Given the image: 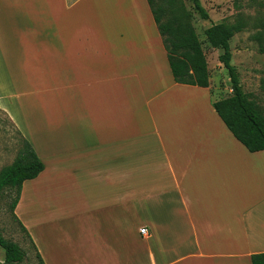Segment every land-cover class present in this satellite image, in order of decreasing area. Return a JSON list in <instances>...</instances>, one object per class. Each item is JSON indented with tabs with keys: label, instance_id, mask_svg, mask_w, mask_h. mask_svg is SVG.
Here are the masks:
<instances>
[{
	"label": "crops",
	"instance_id": "0c3cea01",
	"mask_svg": "<svg viewBox=\"0 0 264 264\" xmlns=\"http://www.w3.org/2000/svg\"><path fill=\"white\" fill-rule=\"evenodd\" d=\"M219 99L174 82L146 0H0V110L44 165L13 211L34 257L251 264L264 253V151L234 138Z\"/></svg>",
	"mask_w": 264,
	"mask_h": 264
},
{
	"label": "trees",
	"instance_id": "16d2710c",
	"mask_svg": "<svg viewBox=\"0 0 264 264\" xmlns=\"http://www.w3.org/2000/svg\"><path fill=\"white\" fill-rule=\"evenodd\" d=\"M146 1L166 51L174 82L209 88L208 63L191 23L192 14L185 7L183 0ZM190 3L200 19H209L200 0H190ZM243 28L239 22H221L205 30L209 43L221 51L218 61L227 71L230 84V94L212 102V107L236 140L249 152H258L264 151V114L243 91L239 74L232 64L230 48V39ZM253 39L258 43L260 53H264V23L261 24V30L253 35ZM261 88L264 91V80L261 82ZM17 133L20 137L17 154L11 164L0 169V196L6 191L13 194L10 205L12 214L19 200L23 182L36 178L44 169L30 143L18 130ZM0 248L4 252V264H20L26 256L19 244L6 240L1 235ZM36 256L38 263L43 264L39 255ZM250 260L251 264H264V253L253 254Z\"/></svg>",
	"mask_w": 264,
	"mask_h": 264
},
{
	"label": "rangeland",
	"instance_id": "374dc122",
	"mask_svg": "<svg viewBox=\"0 0 264 264\" xmlns=\"http://www.w3.org/2000/svg\"><path fill=\"white\" fill-rule=\"evenodd\" d=\"M183 2L192 14L191 23L208 63L211 79L209 89L213 95L220 98L230 94L228 74L218 61L221 51L209 43L205 30L221 22H239L243 25V30L230 39L232 64L239 74L243 91L264 114V91L261 88V82L264 80V53H260L258 43L253 39V35L261 30V24L264 23V0H200L209 15L208 20L199 18L193 11L190 0ZM17 130L10 118L0 110V169L11 164L17 154L20 145ZM12 199L13 194L7 191L0 196V235L19 244L26 252L20 264H39L12 214ZM1 260H4V252L0 248V264H4Z\"/></svg>",
	"mask_w": 264,
	"mask_h": 264
},
{
	"label": "built area",
	"instance_id": "2783aa9c",
	"mask_svg": "<svg viewBox=\"0 0 264 264\" xmlns=\"http://www.w3.org/2000/svg\"><path fill=\"white\" fill-rule=\"evenodd\" d=\"M139 233H140L141 235H146V234H147V231L143 228V229H140V230H139Z\"/></svg>",
	"mask_w": 264,
	"mask_h": 264
}]
</instances>
